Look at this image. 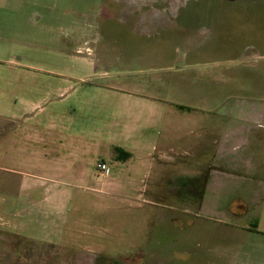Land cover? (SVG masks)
<instances>
[{"label": "rangeland", "instance_id": "374dc122", "mask_svg": "<svg viewBox=\"0 0 264 264\" xmlns=\"http://www.w3.org/2000/svg\"><path fill=\"white\" fill-rule=\"evenodd\" d=\"M117 1L0 0V264H264V188H196L194 157L178 172L132 174L120 164L121 184L110 175L117 163L102 159L105 193L74 189L81 203L68 205L56 227L47 213L35 218L38 205L20 194L22 180L37 183L36 151L46 164L97 146L124 119L147 114L140 103H208L221 118L228 103L264 102V60L235 61L243 47L228 37L219 0H121L156 5L131 16ZM169 3L191 4L187 27L154 24L178 19L157 5ZM256 221L257 232H246Z\"/></svg>", "mask_w": 264, "mask_h": 264}, {"label": "crops", "instance_id": "0c3cea01", "mask_svg": "<svg viewBox=\"0 0 264 264\" xmlns=\"http://www.w3.org/2000/svg\"><path fill=\"white\" fill-rule=\"evenodd\" d=\"M221 1L225 0L216 3L219 6L217 10L225 12V20L228 19V37H234V34L243 47L241 55L235 61L255 63L264 60V3L248 4L239 9L240 6L235 4L221 5ZM188 6L191 4L174 9L178 19L172 20L171 26L187 27L182 24L181 18ZM236 15L243 20L238 23L234 21ZM254 16L259 17L256 23L252 22ZM229 42L227 39V43ZM190 65L195 67L197 64ZM140 105L143 106V113L147 114L141 118L124 119L117 125V130L109 137L100 139L97 146L88 144L81 149L75 148L67 151L68 154L62 158L51 157L46 164L39 160L41 153L36 151L33 162L34 170L37 171L34 177L37 183L22 180L18 185L20 194L38 205L36 209L40 213L37 214L36 210L35 218L42 212L47 213V218L56 223L55 227L60 221L68 220L65 216L68 215V205L81 203V197L75 196L76 188H90L93 195L98 198L102 196L109 176L99 172L97 164L106 157L117 163L110 175L119 184L123 179H128L119 173L122 170L117 169L120 164L125 169L130 167L132 174L157 172L160 166L164 172L177 171V165H183L181 168L186 171L187 159L194 157L196 188H264V102L228 103L221 118L212 116L214 107L208 103L182 104L168 101L166 106L156 107L155 103L148 101ZM19 115L12 117L13 120L20 119L21 114ZM23 119L26 120L25 116ZM10 136L11 132L8 133V137ZM35 140L40 142L39 138ZM115 148H122L131 154V158L126 162L117 161ZM203 157H208L207 161H203ZM105 163L109 166V162ZM90 165L95 168L94 172ZM141 178L144 176L138 175L130 181L133 182L132 185H136ZM5 182L3 181V186H9V182ZM38 197L42 198L38 201ZM203 197L201 195L195 203L203 204ZM211 201L215 203L212 199ZM41 204H49V211L43 210ZM44 214L43 217L46 218ZM94 216L102 217L100 213ZM92 227L95 228L94 225ZM256 229L257 221L246 232H257ZM0 236L5 237L3 233ZM5 263L8 264L6 261Z\"/></svg>", "mask_w": 264, "mask_h": 264}, {"label": "flooded vegetation", "instance_id": "af4514ba", "mask_svg": "<svg viewBox=\"0 0 264 264\" xmlns=\"http://www.w3.org/2000/svg\"><path fill=\"white\" fill-rule=\"evenodd\" d=\"M187 3H181V4H176V3H169L167 5L165 4H157V5H162L160 10L164 11V13H170L171 11L169 9L166 8H181V7H185ZM116 8L120 11H126L129 13V15L131 16L132 14H138L140 13L143 14L145 10L149 9V7H156V5L154 4H139V3H123L121 0H118L115 4ZM168 16V15H167ZM165 20L162 21H166V22H162V23H154L157 27H160L164 30L170 29V28H174V26H171L172 21L166 19L165 15H163ZM142 19V16H141ZM135 27H137L138 29L141 30V32H143L145 28V24L143 23V21H135Z\"/></svg>", "mask_w": 264, "mask_h": 264}, {"label": "trees", "instance_id": "16d2710c", "mask_svg": "<svg viewBox=\"0 0 264 264\" xmlns=\"http://www.w3.org/2000/svg\"><path fill=\"white\" fill-rule=\"evenodd\" d=\"M114 153L116 160L120 162H126L131 158V154L124 151L122 148H115Z\"/></svg>", "mask_w": 264, "mask_h": 264}, {"label": "built area", "instance_id": "2783aa9c", "mask_svg": "<svg viewBox=\"0 0 264 264\" xmlns=\"http://www.w3.org/2000/svg\"><path fill=\"white\" fill-rule=\"evenodd\" d=\"M97 169L99 172H101L105 176H107L110 172V168L105 162H99L97 164Z\"/></svg>", "mask_w": 264, "mask_h": 264}]
</instances>
